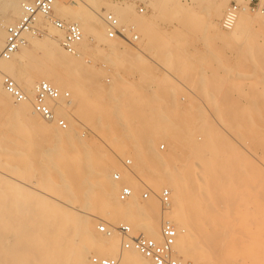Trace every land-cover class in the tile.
Wrapping results in <instances>:
<instances>
[{
	"label": "bare ground",
	"instance_id": "6f19581e",
	"mask_svg": "<svg viewBox=\"0 0 264 264\" xmlns=\"http://www.w3.org/2000/svg\"><path fill=\"white\" fill-rule=\"evenodd\" d=\"M23 1L4 2L9 13L4 25L20 13ZM78 1L73 7L69 0H56L55 6V13L59 11L82 26L84 37L75 53L63 47V32L40 16L37 27L43 37L27 33L26 42L14 55L0 60L2 72L13 77L27 95V99L15 101L0 79V106L4 109L0 156L11 152L14 158L5 162V168L39 186H33L37 192L0 176V264H90L93 254L117 256L119 264H148L135 248L123 249V238L117 231L96 234V218L110 225L120 219L159 241L166 218L178 230L173 255L186 262L264 264V190L247 191L251 186H264V172L262 166L245 159L248 155L264 159V43L257 39L254 28L259 24L264 32V12L251 14L245 7L234 26L220 31L215 20L229 0L212 1L208 27L230 43L239 39L249 42L242 55L254 68L247 75L257 83V94L244 103L233 94V84L218 88L207 85L203 101L209 105L212 119L202 110L192 113L191 120L199 124L193 129L185 127L179 115L151 106L153 99L123 78H114L109 87L92 82L94 75L87 62L93 59L88 57L86 35L98 43L111 39L106 36L104 13L97 10L98 0ZM186 3L191 4V0ZM110 6L120 16L126 12L125 6L107 4ZM137 24L148 29L144 21ZM3 35L4 28H0V44L4 43ZM118 40L110 42L112 51L104 54L105 62L123 61ZM33 48L42 50L36 59L30 55ZM172 58L166 55L168 63L174 62ZM182 67L186 74L194 72L191 66ZM37 79L60 91L68 87L74 95L70 101L60 98L50 102L56 115L52 120L36 107L39 81L34 87L33 83ZM74 115V119H85L86 126L113 152L102 154L80 138ZM58 118L66 119L68 127L62 128ZM159 136L169 143L166 154L155 149ZM33 147L40 149L37 157L29 152ZM128 148L134 151L137 164L129 170L120 169L122 180L117 182L109 169L121 161ZM137 178L151 189L149 199L137 196L141 185ZM124 184L132 189L128 201L118 195ZM163 186L172 192L171 206L165 213L159 193ZM73 203L83 206L86 215L76 211ZM248 203L254 205L252 212Z\"/></svg>",
	"mask_w": 264,
	"mask_h": 264
},
{
	"label": "rangeland",
	"instance_id": "374dc122",
	"mask_svg": "<svg viewBox=\"0 0 264 264\" xmlns=\"http://www.w3.org/2000/svg\"><path fill=\"white\" fill-rule=\"evenodd\" d=\"M5 1L0 0V28H4L3 42L6 35L5 26L16 22L22 14L21 4L20 13L14 18H11L13 20L12 22H10L11 20L6 21L7 24L4 25L2 22H4V18L9 14L8 10L3 7ZM69 1L72 2L71 0ZM212 1L191 0V4H188L186 0H98L99 8L97 10L102 13H106L105 11L113 12L121 24L133 26L139 38L133 43H129L121 37L118 40V37L110 38L106 34L112 41H100L98 43L92 36L87 34V43L90 47L88 57L93 59L91 63L88 64L87 62V68L93 72L92 82L109 87V85L114 83V78H123L132 86L143 89L145 97L149 96L153 99L151 106L154 105L155 108H160L169 115H179L180 122L185 127L189 126L188 128L193 129H195L194 127H198L199 124L191 120L190 115L192 113L195 114L199 110H202L212 119L211 112L208 109L209 105L203 101V94L207 85L218 88L226 86L229 83L233 84V94L239 97L242 102L248 103L257 94V83L254 82L252 76L249 77L247 75L254 68L250 60L242 55V51L246 49L245 47L247 45L249 46V42L239 39L230 43L225 38L216 35L211 27H208V22L211 19L210 10ZM232 1L236 0H229L221 16L215 20L220 31H227L222 21L226 9ZM77 3L72 2L71 6L74 7ZM110 3L111 5L117 4L121 7L125 6V14L120 16L111 6L107 7V4ZM140 3L146 7L145 13L138 12V4ZM184 3L187 5H184ZM103 4H106V6H103ZM91 11L94 15L97 14L95 10L91 9ZM56 13L70 20L67 15L60 14L59 11H56ZM252 13L254 14V11ZM139 20L144 21L148 29L145 30V27L140 28L137 24ZM254 28L257 39L261 43H264V32L259 30V24H255ZM39 36L43 37V34ZM117 40V43H120L117 49L120 51L121 57L123 56V61L117 64H111L108 61L105 62L106 60L103 59L105 57L104 54L110 52L112 49H110V46H112L110 42L113 43ZM151 41L156 42L157 46H152ZM41 53L42 50L40 49L33 48L30 50L31 58L34 59L38 58ZM166 55L173 56L172 60L174 62L168 63ZM185 65L191 66L194 72L186 74L184 67H182ZM239 71H242L243 74H238L237 72ZM38 81L41 80H35L33 87ZM62 90L70 91L68 87H64ZM70 93L73 98L72 91ZM74 118L75 115L73 116ZM2 119L4 120V109L3 106H0V121H3ZM74 120L77 122L75 126L77 125L78 136L93 149H98L102 154L113 152L112 148L102 143L97 135L86 126L85 119L76 118ZM10 145L13 146L11 141ZM162 145H164V148H162ZM155 149L162 154H166L169 151V143L164 136L156 138ZM39 150L38 147H33L29 152L33 157H37ZM250 157L248 155L245 159L255 163L258 168L262 166L260 169L263 168L262 171L264 172L263 157L259 160L257 157ZM13 158L14 155L11 152L1 154L0 159L2 162L0 163V169L2 171H0V176L9 179L12 183L25 185V187L39 192V189L33 187H39L38 184H33L30 180L24 179L22 177L24 175L21 176V174H17L9 168L6 169L7 165L5 162H10ZM127 160H131L129 166H126ZM118 163L116 164L117 167L115 166L109 169L110 176L117 182L122 180L120 169L124 170L125 168V170H129V168L136 166L137 159L134 156V151L128 148ZM116 172L121 174L120 179H115L114 173ZM136 180L138 184H141H139L140 186L136 192L139 199H149L153 194L147 198L144 197L146 190L145 182L139 178ZM166 186H163L162 189ZM262 188L264 190V186H258L257 188L251 186L247 188V191L255 192L256 190H260L262 192ZM162 189L159 193H161ZM119 193L120 190L118 195ZM74 205L76 206V211L86 215V213H83V206L76 203ZM246 206L251 212L253 211L254 205L252 203H248ZM221 207H224V205ZM86 210L90 212L89 209ZM104 220L102 218H96L94 220L93 231L98 235H105L98 229V224ZM119 222H121L120 219L115 221L114 224L116 225ZM250 222L253 227H256V221L251 219ZM134 232L139 233L142 231L134 230ZM121 250L122 246L119 252Z\"/></svg>",
	"mask_w": 264,
	"mask_h": 264
},
{
	"label": "built area",
	"instance_id": "2783aa9c",
	"mask_svg": "<svg viewBox=\"0 0 264 264\" xmlns=\"http://www.w3.org/2000/svg\"><path fill=\"white\" fill-rule=\"evenodd\" d=\"M76 3L78 0H71ZM56 0H30L23 3L22 15L20 18L5 26V41L0 44V60L11 58L14 53L26 42V34L33 32L43 34L37 27V21L40 16L48 18L58 29L63 32L62 45L70 53H75L77 45L83 40L84 31L82 26L66 18L59 17L55 13ZM247 7L251 11L264 12V0H247L246 3L232 1L227 7L223 17L222 24L225 28H231L236 23L240 11ZM138 12L145 13L146 7L138 4ZM106 26L107 34L110 38L121 37L129 43H133L139 38L138 33L131 25H123L117 16L107 11L102 15ZM0 79L5 89L11 93L15 101L27 99L26 93L19 87L13 77L0 69ZM60 98L69 101L71 93L69 91H60L52 83L42 80L35 87V103L40 114L46 119L52 120L56 117L53 106L50 102L56 103ZM57 123L62 128L68 127V122L64 118H58ZM164 148V145H162ZM131 160H127L126 166H129ZM115 179H120L119 172L114 173ZM144 197L151 195V189L145 187ZM132 195V189L124 185L119 193L122 200H127ZM161 208L163 213L168 211L172 202V192L165 187L160 193ZM100 232L110 235L112 231H117L123 238V249L135 248L142 253L148 264H200L181 260L173 255L174 246L177 241L178 230L175 224L163 218L162 222V240L159 241L153 237L146 236L143 232L136 233L130 224L119 222L116 225H110L106 221L98 224ZM120 258L115 256H99L93 254L90 256V264H119Z\"/></svg>",
	"mask_w": 264,
	"mask_h": 264
}]
</instances>
